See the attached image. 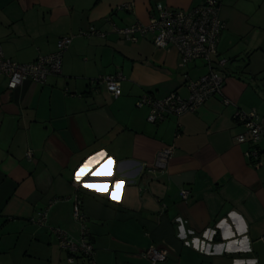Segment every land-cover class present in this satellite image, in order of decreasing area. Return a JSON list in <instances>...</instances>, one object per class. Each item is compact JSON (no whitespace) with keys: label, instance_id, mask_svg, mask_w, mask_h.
Listing matches in <instances>:
<instances>
[{"label":"crops","instance_id":"obj_1","mask_svg":"<svg viewBox=\"0 0 264 264\" xmlns=\"http://www.w3.org/2000/svg\"><path fill=\"white\" fill-rule=\"evenodd\" d=\"M205 0H0V45L6 58L34 62L71 36L61 73L15 89L0 75V264H153L143 252L154 245L168 257L157 264H264V135L260 157L239 143L237 110H256L264 125V0H220L226 23L215 62L226 60L222 94L198 110L148 121L139 106L144 93L188 96L185 75L209 70L205 60L183 65L175 47L158 48L152 36L136 41L114 31L148 24L157 4L190 10ZM94 29L96 33L84 34ZM122 73V93L91 80ZM224 97L233 103L225 104ZM168 145L175 154L164 170L154 167ZM105 151L92 171L99 192L76 188L73 173L91 155ZM90 175V173H89ZM116 181L120 189H110ZM182 190L187 191L183 199ZM119 197L115 199L114 197ZM81 201L94 263L64 250L54 229L80 238L74 205ZM46 211L44 225L39 214ZM239 213L240 234L229 213ZM182 218L183 232H181ZM227 218L235 236L217 225ZM215 235L206 240L204 232ZM248 237L250 251H231V240ZM198 237L208 251L192 245ZM186 241L188 242L186 244ZM224 245V248H220ZM234 245L233 248H239Z\"/></svg>","mask_w":264,"mask_h":264},{"label":"built area","instance_id":"obj_2","mask_svg":"<svg viewBox=\"0 0 264 264\" xmlns=\"http://www.w3.org/2000/svg\"><path fill=\"white\" fill-rule=\"evenodd\" d=\"M225 28L226 23L220 16V0H205L203 4L190 10L172 9L163 4H157L148 24L137 22L122 28L114 26V31L125 39L136 41L139 36L150 34L158 48L175 47L183 65L199 59L205 60L208 64V72L196 79L185 75V85L189 92L187 97L172 92L159 99L149 93H144L138 104L150 108L147 118L149 122L156 123L171 115L180 116L187 112H194L209 98L222 94L225 75L220 72L219 68L225 66L226 60L221 59L215 62L213 58L218 54L217 46ZM96 32L92 29L84 34ZM71 42V36L61 37L55 52L39 56L31 63H18L6 58L0 45V75L7 77L9 89H15L26 80L44 84L51 75L61 73L63 55ZM14 79L16 83L13 87ZM123 80H125V76L122 73H116L101 75L91 80V83L97 86L104 83L107 89L117 97L122 93ZM223 102L225 104L233 103L226 97ZM235 119L242 127V131L236 136V139L239 143H250V148L246 150L245 155L251 160H258L260 157L259 144L264 135L263 121L254 109L250 111L237 110ZM175 150L174 145L162 148L157 154L154 167L164 170L175 154ZM74 185L79 188L78 183L75 182ZM181 194L183 199L187 198L186 190H182ZM74 217L81 224L80 238H75L61 229H54L58 235L59 243L72 256L69 261H73V257L78 254L89 258L94 263L95 249L88 236L86 217L79 200L74 205ZM45 220L46 211H42L39 214L38 223L44 225ZM143 256L153 264H157L166 261L168 254L166 250L152 245L143 252Z\"/></svg>","mask_w":264,"mask_h":264},{"label":"clouds","instance_id":"obj_3","mask_svg":"<svg viewBox=\"0 0 264 264\" xmlns=\"http://www.w3.org/2000/svg\"><path fill=\"white\" fill-rule=\"evenodd\" d=\"M15 82L16 81H13L12 86H14ZM229 217L236 224L237 232H239L240 234H243L247 230V225H246L243 217L239 213H237L236 211H233V212L229 213ZM177 219L181 221L180 228H181V232H183L182 218L178 217ZM217 226L225 229V231L222 233L224 239H229L230 237H233L236 235V233H234L232 231V226L227 223V218L224 220H221ZM203 235L206 238V240H211L212 237L215 235V232L213 229L209 228V229L205 230ZM187 243L188 242L186 241V244ZM191 243L195 248L200 249L202 251H208V249L210 247L209 245H205L204 242H202L198 237H194V239ZM247 244H248V237L245 236L244 239H242V240H231L226 245V248L229 252H231L233 250H235V251H250V248L247 247ZM234 245H239L240 247L234 249L233 248ZM219 247L224 248L225 246L220 245ZM234 264H244V262L240 261V260H234ZM248 264H256V262H255V260H253V261H249Z\"/></svg>","mask_w":264,"mask_h":264},{"label":"snow or ice","instance_id":"obj_4","mask_svg":"<svg viewBox=\"0 0 264 264\" xmlns=\"http://www.w3.org/2000/svg\"><path fill=\"white\" fill-rule=\"evenodd\" d=\"M15 81V79H14ZM16 83V82H15ZM14 83V86H15ZM13 86V87H14ZM105 158L107 160L111 161L112 166H113V174H114V166H115V161L112 157H108L107 153L103 150L94 153L93 155L89 156L81 165L78 169H76L73 173V179L76 183H80L82 180H84L85 176H89V181L84 182L82 184V187L85 190H89L90 188L96 192H99L103 185L101 187H96L94 184L91 183L92 180H94L97 176V173L95 171H92V168L95 165L101 164L103 161H105ZM90 173V175H89ZM121 182L116 181L114 186H111L109 190L116 192L117 190L120 189ZM115 199H119V197H114Z\"/></svg>","mask_w":264,"mask_h":264}]
</instances>
